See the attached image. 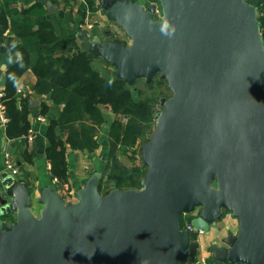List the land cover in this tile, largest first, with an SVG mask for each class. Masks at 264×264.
Returning a JSON list of instances; mask_svg holds the SVG:
<instances>
[{
    "label": "water",
    "instance_id": "water-1",
    "mask_svg": "<svg viewBox=\"0 0 264 264\" xmlns=\"http://www.w3.org/2000/svg\"><path fill=\"white\" fill-rule=\"evenodd\" d=\"M142 2L100 0L97 8L106 9L132 42L112 30L94 41L126 79L161 71L176 93L161 122V140L148 151L152 171L144 189L113 187L103 196L92 187L79 207L57 202L38 220L28 203L18 209L17 191L9 186L0 194V264H192L187 259L200 244L180 222L200 205L194 231L209 232L223 207L241 218L239 235L229 234L227 246H211L217 261L264 264L260 1L160 0L166 31L154 20L155 3L144 9ZM47 6L56 7L52 1ZM175 28L184 32L175 37ZM4 151L11 145L0 150V161ZM215 177L220 189L210 192Z\"/></svg>",
    "mask_w": 264,
    "mask_h": 264
},
{
    "label": "crops",
    "instance_id": "crops-1",
    "mask_svg": "<svg viewBox=\"0 0 264 264\" xmlns=\"http://www.w3.org/2000/svg\"><path fill=\"white\" fill-rule=\"evenodd\" d=\"M47 1H52L56 6L53 11H49ZM259 1L260 3L256 7V19L264 32V0ZM34 3L46 10L43 20H48L53 24L60 40L74 39L78 46L75 49L76 52L80 50L89 51L95 55V58L91 61L94 69L109 79H126L121 75L118 65L110 61L103 53L98 52L99 44L94 41L98 38L105 39L108 30H112L115 35L125 39L120 33L119 24L108 18V11L97 8L100 0H16L9 5H6V0H0V10L15 7L21 11L31 7ZM87 17L92 22V26L87 29L89 30L88 36L84 34L86 32L84 27L81 26ZM7 18L9 26L4 35L11 42L16 43L18 37L11 31V15H7ZM6 43V40L0 41V104H2L1 98L5 95L6 70L21 56L19 50L7 48ZM36 81L37 75L32 69H29L23 74L18 84L23 90L20 94L28 97L30 108V130L33 138L31 140L27 139V148L31 155V162L27 161L21 154L20 141L11 139L6 135L7 123L5 124L1 120L3 110L0 105V150L3 151L11 145V151L9 153L4 151L0 161V194H4L9 186H13L17 191V195L12 198L15 200L18 209L21 204L28 203L27 206L32 208L36 219L42 220L44 214L54 203L60 202L69 210L79 207L83 203L86 193L92 187H97L100 193L111 192L113 187L119 190L125 188L144 189L143 179L147 177L148 168L145 163L138 161V153L135 154V159L131 158L132 150L128 152L129 154H124L119 150V147L116 149L120 160V167L117 169L118 171H129L130 175H125L128 178L134 175L132 170L134 166L142 167L144 175H135L140 187H127L128 182L122 187H118L117 183L109 178L113 169V167L109 168L108 164L112 149L110 129L117 115L108 106L102 104L100 107L104 113L105 121L98 127L96 134L99 143L98 148L93 152H89L68 146V180L67 182L56 181L52 175L51 163L46 157L45 149L47 146L48 124L52 119L59 116L62 106L54 104L50 94L41 95L35 92L33 85ZM126 82L129 85L130 80L126 79ZM43 103H46L49 107L46 113L42 112ZM104 108H107V110L104 111ZM69 147H71V150H68ZM125 155L130 157L132 165L122 164V156ZM7 156L18 167L19 172L17 174H12L7 168ZM201 211L202 205L197 206L192 211L184 213L181 219H183L184 224L191 223L192 218L199 215ZM214 222L216 225H211L209 232L193 230L192 233H196V240L200 245L195 257L192 259L188 257V263L225 264L213 257L211 246L215 243L219 247L227 246L224 239L229 234L239 235L241 218L233 210L223 207L220 209L219 216L214 218ZM192 240L195 239L192 238Z\"/></svg>",
    "mask_w": 264,
    "mask_h": 264
},
{
    "label": "trees",
    "instance_id": "trees-1",
    "mask_svg": "<svg viewBox=\"0 0 264 264\" xmlns=\"http://www.w3.org/2000/svg\"><path fill=\"white\" fill-rule=\"evenodd\" d=\"M16 0H6L9 5ZM45 9L34 3L25 10L13 7L0 10V41H7V48L21 52L19 59L6 70L5 95L1 98L3 111L9 118L6 135L20 141V152L27 161L31 155L27 138L31 126L28 97L18 94L19 80L32 69L37 75L33 90L38 94L51 95L54 104L61 105L57 118L52 119L47 129L46 157L51 163V172L57 181L67 182V147L93 152L98 148L96 138L98 127L105 121L100 105L108 106L116 115L111 124L109 178L122 187H140L135 175L143 176L142 167L134 166V175L129 171H118L120 167L116 150L135 159L138 140L150 131L155 118V100H135L133 89L125 79H109L94 69L91 61L95 55L89 51H78L74 39L60 40L55 27L43 20ZM7 15H11V31L18 37L13 43L4 35L9 26ZM42 104V112L48 111ZM126 118L124 121L122 118ZM136 147L135 149H133ZM138 147V148H137ZM120 152V153H121ZM181 227L185 224L181 219ZM196 239V233H192Z\"/></svg>",
    "mask_w": 264,
    "mask_h": 264
},
{
    "label": "rangeland",
    "instance_id": "rangeland-1",
    "mask_svg": "<svg viewBox=\"0 0 264 264\" xmlns=\"http://www.w3.org/2000/svg\"><path fill=\"white\" fill-rule=\"evenodd\" d=\"M135 1H141V0H135ZM142 2V1H141ZM146 2V3H145ZM154 2L155 4H159L161 6L160 0H144V9L147 8V5L150 3ZM162 7V6H161ZM155 21H160L158 24L160 26L161 31H166L167 30V23L164 19V13L161 8V12L157 13L156 16H154ZM118 23V22H116ZM119 24V23H118ZM119 29L120 33L123 35L125 38L124 40L127 43H131L132 40L124 30V28L119 24ZM184 31L180 28H175L173 30V33L175 37H178L179 34L183 33ZM129 47H131V44H128ZM188 51L192 52L193 50L188 47ZM199 57V56H198ZM129 86L133 89V97L135 100H141L144 98H151L155 100V118L154 121L151 125L150 131L147 132V134L144 137H141L138 140V161L141 163H145L147 165V168L149 171H152V167L148 162V151L149 149L156 143H158L160 139V127H161V122L162 119L170 115V107H169V101L172 100L176 93L170 88L168 79L164 77L163 72H157L153 77L151 78H135L130 80ZM165 98V102L163 104L159 103V100ZM160 113V115L157 117L156 114ZM130 157L127 155L122 156V164H131V160L129 159ZM120 161V160H118ZM127 183V182H126ZM130 188H125L124 190H127ZM220 187L218 185V181L216 177L214 178L212 184H211V189L210 192L219 190ZM209 192V194H210ZM103 196H108L110 192H102L101 193ZM36 251V248H33L31 250H24V253L27 255H31ZM116 264H120V262H117Z\"/></svg>",
    "mask_w": 264,
    "mask_h": 264
},
{
    "label": "built area",
    "instance_id": "built-area-1",
    "mask_svg": "<svg viewBox=\"0 0 264 264\" xmlns=\"http://www.w3.org/2000/svg\"><path fill=\"white\" fill-rule=\"evenodd\" d=\"M155 5H156V9H155L154 16H156L157 13L161 12V6L159 4H155ZM81 26L84 27V30H85L86 34L89 35V30H87V29L92 26V22L90 21V18L87 17L86 20L81 24ZM17 92H18V94L22 93L23 92L22 88L21 87H18L17 88ZM3 95H4V93H3ZM0 105H1V108L3 110L2 104H0ZM122 119L124 121H126V118L125 117L122 118ZM1 120L5 124L8 123L9 118L4 113V111L1 112ZM26 138L28 140H31L33 138L32 137V133H31V130H29L28 134L26 135ZM6 166L11 171L12 174H17L19 172L18 167L13 164V162L10 160L9 156H7V158H6ZM54 179L57 181L58 178L55 177ZM184 229H186V230H188L189 232L192 233L193 232V225L191 223H187V224H185ZM198 232H203V230L202 229H199Z\"/></svg>",
    "mask_w": 264,
    "mask_h": 264
}]
</instances>
